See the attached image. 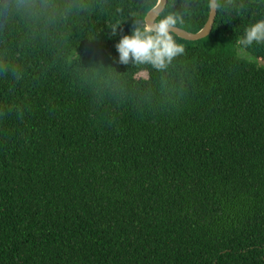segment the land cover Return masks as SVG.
Returning a JSON list of instances; mask_svg holds the SVG:
<instances>
[{
  "label": "trees",
  "instance_id": "obj_1",
  "mask_svg": "<svg viewBox=\"0 0 264 264\" xmlns=\"http://www.w3.org/2000/svg\"><path fill=\"white\" fill-rule=\"evenodd\" d=\"M157 0H0V264H264V0H216L165 69L119 63ZM209 0H167L197 33Z\"/></svg>",
  "mask_w": 264,
  "mask_h": 264
},
{
  "label": "clouds",
  "instance_id": "obj_2",
  "mask_svg": "<svg viewBox=\"0 0 264 264\" xmlns=\"http://www.w3.org/2000/svg\"><path fill=\"white\" fill-rule=\"evenodd\" d=\"M210 7L211 4L210 0ZM177 18L165 16L155 24H145L142 28L136 27L129 35L121 36L115 45L119 54V63L150 64L162 70L172 60L186 53L184 44L179 43L171 29L175 28ZM253 42L264 43V20L257 21L245 30L240 43L251 46Z\"/></svg>",
  "mask_w": 264,
  "mask_h": 264
},
{
  "label": "water",
  "instance_id": "obj_3",
  "mask_svg": "<svg viewBox=\"0 0 264 264\" xmlns=\"http://www.w3.org/2000/svg\"><path fill=\"white\" fill-rule=\"evenodd\" d=\"M167 4V0H157V4L155 7H153L145 16L144 18V23L145 24H155L157 17L163 10L165 9ZM210 4V0H209ZM211 4L213 5L212 7L209 6V12H208V17L207 20L201 30H199L197 33H189L183 29L180 28H173L171 31H173L174 35L178 37L181 40L188 41V42H196L201 39L206 38L212 30V26L215 21L216 17V0H211Z\"/></svg>",
  "mask_w": 264,
  "mask_h": 264
},
{
  "label": "rangeland",
  "instance_id": "obj_4",
  "mask_svg": "<svg viewBox=\"0 0 264 264\" xmlns=\"http://www.w3.org/2000/svg\"><path fill=\"white\" fill-rule=\"evenodd\" d=\"M237 54L240 58L248 61V62H256L258 66L264 67V64L262 62L256 61L254 58H252L248 53L244 52L240 48L237 47Z\"/></svg>",
  "mask_w": 264,
  "mask_h": 264
}]
</instances>
